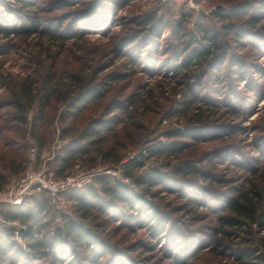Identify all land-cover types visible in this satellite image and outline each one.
<instances>
[{"label":"rangeland","instance_id":"1","mask_svg":"<svg viewBox=\"0 0 264 264\" xmlns=\"http://www.w3.org/2000/svg\"><path fill=\"white\" fill-rule=\"evenodd\" d=\"M81 1L63 5V0H31L30 6L23 0H0V168L13 158L17 163L27 158L31 124L40 110L38 102L46 89L47 76H54L51 86L65 92L72 87L71 75L86 78L97 72L99 82L105 75L118 74L117 79L108 82L104 97L86 101L81 105V112L67 123L56 119L46 130L55 137L61 128L71 123L83 128L91 120L105 115L115 101L138 96L131 114L121 116L122 122L103 147L114 150V155H122L121 161L114 165L103 163L100 157L90 165L80 161L67 176L94 175L87 187L98 189L95 179L101 175H108L112 182L119 180L133 186L132 179L123 175L130 162L144 163L143 167L134 169L136 177L148 176L157 169L164 182L145 194L150 203L148 212L153 207V210H162L166 214L167 229L176 226L182 233L180 240L173 242L168 231L160 235L151 229L157 221L144 225L129 221L128 228L115 232L116 226L126 222L127 209L120 210L118 222L99 230L109 238V244L122 252L125 264H192V257L177 261V255L183 254L188 242L193 240L190 252L200 244L209 246L212 230L218 224L217 216L228 213V206L238 191L255 179L252 169L264 170V0H132L117 9L106 2L104 5L112 10L110 22L107 26L102 23L106 27L93 30L77 24L76 17L78 12H89L95 0ZM247 1L250 7L241 17L227 14L231 6ZM147 18L153 21L141 25L147 26L146 30L164 20L166 26L160 36L153 40L145 31L135 43L124 48L120 56H115L113 50L142 30L138 22ZM252 18H257L255 27L249 29ZM92 20L97 24V19ZM179 22L182 29L176 34ZM32 25L36 28L34 33L22 32L23 26L28 29ZM200 27L211 30L219 48L213 49L211 42L203 39ZM241 29L245 30V35L238 33ZM56 32L65 36L52 39ZM78 33L82 34L81 38ZM201 46L211 47L215 58L219 55L223 59L219 69H212L198 85L193 84L197 93L194 97L183 93V71L176 75L172 66L181 65L194 48ZM191 68L197 73L208 69ZM243 74L246 79L241 77ZM195 80L198 82L195 77L190 81ZM51 93V102L45 109L47 121L64 111L58 100L60 95ZM26 94L34 98L31 106ZM192 99L194 107L208 110L206 116L215 114L208 119L214 135L202 134L196 129L194 134L202 139L181 138L190 147L180 155L150 154V148L171 140L170 132L192 126L187 120L191 112L184 111L185 102ZM114 114L119 111L114 110ZM22 117H26V123H22ZM221 125L227 126L226 132L217 131ZM54 154L51 147L43 154L40 164ZM188 163L195 170L176 176L177 170ZM3 173L8 175V183L16 178L8 170ZM204 174L214 178L213 182L204 180ZM173 178L178 182L176 186H172ZM62 199L60 205L48 202L46 222L49 224L44 231V235L49 232L47 238L63 225L64 216L95 230L92 220L80 219L75 204L68 202L65 194ZM190 200L192 204H188ZM140 213L144 215L139 206L132 211V214ZM105 219L100 218L96 224ZM2 224L22 227L18 221L3 223L0 219V227ZM208 250L209 247L202 249L203 258L194 262L217 263L207 259ZM91 254L90 250L80 249L78 257L69 253L57 263L51 254L36 259L34 264H92L83 259ZM109 261V255L102 259L103 264ZM231 261L232 258H226L224 263Z\"/></svg>","mask_w":264,"mask_h":264},{"label":"trees","instance_id":"2","mask_svg":"<svg viewBox=\"0 0 264 264\" xmlns=\"http://www.w3.org/2000/svg\"><path fill=\"white\" fill-rule=\"evenodd\" d=\"M23 1L30 6L32 4L31 0ZM78 1L81 0H63L65 2L63 5ZM130 1L132 0H95V3L93 2L91 4L89 12H78L76 23L85 25V28L89 30L106 27L110 22L112 10L104 4L109 2L114 9H117L118 7L128 5ZM81 2H84V0ZM263 5L264 3H262ZM249 7V1L243 2L231 6L227 14L241 17ZM92 19H97V24L92 22ZM256 19L249 22V29L255 27ZM152 21V18L139 20L138 25H149L150 23L152 24ZM102 23L106 24V26H103ZM165 26L164 20H161L156 26L149 27L148 30H146L147 26H141L143 27L141 28L142 30L136 31L133 37L123 40V44L119 47L117 46L113 50V53L117 57L120 56L122 50L135 43L145 31L148 32L151 39H156L160 36V32ZM28 27L27 29L26 26H23L21 29L22 32L28 34L35 32L36 28L34 25ZM181 27L182 22H179L176 25V34H179V31L182 29ZM199 31L202 33L203 39L211 42L213 49L219 48L218 39L216 36L215 38L211 36V30L209 28L200 27ZM244 31V29H241L238 33L245 35ZM76 35L79 38L82 37L80 33ZM64 36V34L59 35L56 32L52 36V39L57 40ZM245 38L248 37L245 36ZM210 48L204 46L194 48L193 52L185 58V61L181 65L175 64L172 66L176 75L183 71L184 94L196 97L197 93L193 89V84L198 85L208 75V72H211L212 69L220 68L219 66L221 65L220 63L223 57L220 58L218 55L215 58ZM153 65L155 64L153 63ZM192 66H204L208 69L197 73L192 70ZM118 77V74L105 75L104 80L97 82V72L87 75L86 78L71 75L72 87L70 90L64 92L61 88L58 89V87L51 86L54 76H47L45 80L46 89H44V94L38 102L40 110L31 124L32 128L29 134V137L34 140L38 149V164H40L43 154L51 149L56 140L55 137L61 143V148L55 152L51 159L47 160V166L55 172L58 178L69 175V171L80 161L88 165L95 163L98 157L105 164L114 165L121 161L122 155L119 153L114 155V150H107L103 147L109 143V135L111 132L122 122L123 118L121 116L131 114V109H133L136 101L139 99L138 96L133 95L127 97L124 101H115L113 108L108 109L105 115L91 120L83 128H77L71 123L61 128L59 134L55 137H52L51 133L46 130L48 125H54L53 120L57 119L62 124L67 123L70 118L76 116L75 114L81 112L83 109L81 105H85L86 101L100 100L104 97L105 89L109 84L108 82ZM194 77L195 79L197 78L198 82L196 80L194 82L190 81ZM241 77L246 79L244 74ZM51 91L60 95L58 100L62 102L64 111L52 116L47 121L45 109L51 102V96L53 95ZM25 98L29 100L28 106L34 103L33 96L31 97L29 94H26ZM194 104L195 101L193 99L187 100L184 104V111L191 112L187 120L192 123V126L183 131L177 130L170 132L168 137L171 140L150 148V154L166 152L171 156L180 155L190 147V144L184 140H180L181 138H193L198 141L202 139L198 136L199 134H194L196 129L201 130L202 134L214 135L215 132L210 129L211 122L208 119L214 117L215 114H208L209 116H206L205 113L208 110L200 106L194 107ZM114 110H118L119 114L112 115ZM21 121L22 123H26V117H22ZM217 131L226 132L227 126H218ZM27 161L28 156L19 163H17L16 158H13L9 163L4 164V166L2 165V168H0V190L5 189L8 185V175L4 174L3 170H8L11 176L19 177L25 171ZM143 165L144 163L141 161L130 162L126 164L123 170V175L132 179L133 186L119 180L112 182L108 175H101L95 179L99 187L98 189L91 186L70 190L65 193L68 202L75 204L77 212L80 213V219L92 220L95 230L85 227L79 221L64 216L63 225L56 228L52 233L53 235L47 238L49 232L44 235V231L49 224L46 222V219L49 215L48 202H51V196L45 192L34 193L19 207H2L0 209V219L1 221L3 220V223L18 221L24 227L20 231L27 243V250L22 249L14 240L13 230L16 227L2 224L3 226L0 227V264H4L7 261L9 264H34L36 259H42L51 254H54V262L57 263L61 261L60 258H63L69 253V256H73L74 258L78 257V251L80 249H87L92 252L91 257L83 258L92 264H103L102 259L106 255H109L110 261L108 264H125L123 262L122 252L109 244V238L104 237L103 232L99 230L118 222L123 209H127L129 214L127 215L125 223L115 227V232L118 233L121 229L128 228L129 221H136L139 225L157 221L151 229H154L160 235L168 231L173 242L180 240L182 233L176 226L173 225L171 229H167L166 214L162 210H153V207L151 208V212H148L147 207H149L150 203L146 200L145 194H150L153 188L164 182V178H162L163 176L157 169L152 170L148 176L136 177L134 175V169L141 168ZM194 170L195 168L188 163L177 170L175 174L176 176L191 174ZM251 175H254L255 179L249 181V184L244 189L238 191L236 197L234 200H231V204L228 206V213L217 216L218 224L212 230L209 246L204 247V244H200L195 251L190 252L192 250H189V248L195 242L194 240L188 242L189 246H187L184 253L177 255V261H182L188 256L192 257L194 261L201 260L203 258V256H200L203 253L202 249L209 247L206 253L208 256L207 259L210 262L212 260L217 262L214 264H264V170L254 168L251 171ZM203 178L210 182H213L214 179L208 176V174H204ZM171 181L173 182L172 186L178 184L174 178ZM139 189L145 192L143 193ZM188 204H192V201L190 200ZM136 206H139L140 212L144 213L143 216L141 213L132 214ZM100 218L107 219L102 223L96 224V221ZM98 230L99 232H97ZM227 241L230 244H226ZM226 258H232V261L224 263ZM194 261L192 264H199ZM200 264H209V262L203 261Z\"/></svg>","mask_w":264,"mask_h":264},{"label":"built area","instance_id":"3","mask_svg":"<svg viewBox=\"0 0 264 264\" xmlns=\"http://www.w3.org/2000/svg\"><path fill=\"white\" fill-rule=\"evenodd\" d=\"M29 152L26 169L23 174L11 180L5 189L0 190V209L2 207H19L23 205L34 193L45 192L51 196L53 204L60 205L63 195L74 189L87 187L92 183L91 174L80 173L75 176L58 178L55 172L47 166V158L42 164L37 163L38 149L31 138H29ZM61 148V143L56 138L52 151L56 152ZM116 172H114L115 174ZM13 230L14 240L18 245L27 250V243L23 238L20 229Z\"/></svg>","mask_w":264,"mask_h":264}]
</instances>
